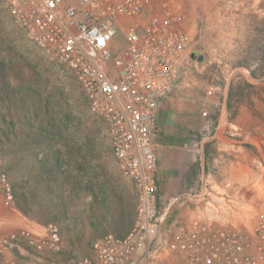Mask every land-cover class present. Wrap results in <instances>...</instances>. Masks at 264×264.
Segmentation results:
<instances>
[{
  "label": "rangeland",
  "instance_id": "rangeland-1",
  "mask_svg": "<svg viewBox=\"0 0 264 264\" xmlns=\"http://www.w3.org/2000/svg\"><path fill=\"white\" fill-rule=\"evenodd\" d=\"M172 1L190 47L158 110L164 245L182 218L224 225L208 205L219 194L253 214L264 209V0ZM6 4L0 0L3 168L19 214L59 224L67 244L58 253L21 242L9 247L4 262L78 264L97 238L131 230L137 187L120 171L106 121L91 110L76 74L29 40ZM114 45L115 53L125 47L122 34ZM45 121L53 127L48 138ZM19 214L0 199V237L22 224Z\"/></svg>",
  "mask_w": 264,
  "mask_h": 264
},
{
  "label": "built area",
  "instance_id": "built-area-1",
  "mask_svg": "<svg viewBox=\"0 0 264 264\" xmlns=\"http://www.w3.org/2000/svg\"><path fill=\"white\" fill-rule=\"evenodd\" d=\"M4 1L29 40L76 74L91 110L106 121L120 171L137 187V215L131 230L97 238L78 264H264V209L244 219L239 212L243 208L232 203L227 193L217 195L219 204L208 202L224 225L198 217L184 220L166 245L161 241L166 214L159 204L156 174L158 110L172 92L190 47L174 2ZM119 34L125 47L115 53ZM3 166L0 144V199L4 208L19 214L20 203ZM231 187L232 182L225 181V191ZM19 217L24 223L0 237V264L7 263L9 247L21 242L38 252L62 251L59 224L41 225Z\"/></svg>",
  "mask_w": 264,
  "mask_h": 264
},
{
  "label": "trees",
  "instance_id": "trees-1",
  "mask_svg": "<svg viewBox=\"0 0 264 264\" xmlns=\"http://www.w3.org/2000/svg\"><path fill=\"white\" fill-rule=\"evenodd\" d=\"M34 113H37V112L35 111ZM44 116H46V118L50 117L49 112L47 110L44 111ZM43 125H45V126L41 127V131L43 132V136H45V138L46 137L48 138V137L54 135L53 133H51L53 130V127L47 121H45L43 123ZM56 133L59 135L58 131H56ZM56 158H57L56 162H58V164H59V155L58 154H56Z\"/></svg>",
  "mask_w": 264,
  "mask_h": 264
},
{
  "label": "crops",
  "instance_id": "crops-1",
  "mask_svg": "<svg viewBox=\"0 0 264 264\" xmlns=\"http://www.w3.org/2000/svg\"><path fill=\"white\" fill-rule=\"evenodd\" d=\"M157 143H158V138H157ZM158 146L160 147V145H159V143H158ZM157 174V173H156ZM157 178H158V176H157ZM158 180H159V178H158ZM184 220H187L186 218H182V219H180L179 221H178V224H181ZM37 223V222H36ZM62 229V228H61ZM65 237H67L66 236V232H65V229H62V243H63V246L65 245V243L67 244V241H66V239H65ZM96 236H94L92 239H94ZM95 241V240H94ZM8 256V255H7ZM9 257V256H8ZM6 260H8V259H6Z\"/></svg>",
  "mask_w": 264,
  "mask_h": 264
},
{
  "label": "bare ground",
  "instance_id": "bare-ground-1",
  "mask_svg": "<svg viewBox=\"0 0 264 264\" xmlns=\"http://www.w3.org/2000/svg\"><path fill=\"white\" fill-rule=\"evenodd\" d=\"M222 128V127H221ZM252 209H253V207H252ZM245 210H243V209H239V212H241L242 213V215L244 216V219H248V218H250V216L254 213V210H251V211H246V212H244ZM19 222L20 223H24V221L23 220H20L19 219Z\"/></svg>",
  "mask_w": 264,
  "mask_h": 264
}]
</instances>
